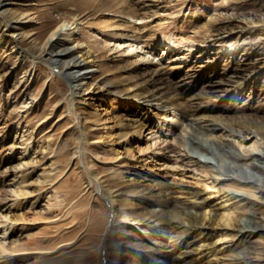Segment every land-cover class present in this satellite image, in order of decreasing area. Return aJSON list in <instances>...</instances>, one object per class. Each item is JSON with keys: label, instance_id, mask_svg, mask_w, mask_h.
Returning <instances> with one entry per match:
<instances>
[{"label": "rangeland", "instance_id": "1", "mask_svg": "<svg viewBox=\"0 0 264 264\" xmlns=\"http://www.w3.org/2000/svg\"><path fill=\"white\" fill-rule=\"evenodd\" d=\"M5 8L11 10L5 16L11 22L26 15L7 32L15 33L29 52L13 51L10 36L0 42V220L18 219L10 223L0 263L138 261L124 246L134 251L162 246L178 253V232L172 239L157 238L132 219L146 208L135 194L151 189L158 175L171 178L146 155L159 152L162 144L175 160H168V167L179 160L208 165L221 170L222 188L233 186L224 180L231 172L228 165L219 166L214 149L225 141L238 148L242 140L249 149L254 139L244 137L250 130L264 137V0H17ZM3 22L0 17V28ZM61 22L69 28L59 36L57 50L74 33L101 62L83 74L80 82L93 84L79 87L74 102L61 75L65 61L54 66L46 58L47 40ZM31 54L40 56L35 64ZM141 55L161 62L172 81L181 84L164 94L180 114L183 108L203 113L226 128L196 131L179 115L165 137L151 140L148 132L132 133L130 126L142 121L140 101L121 94L142 88V69L133 64ZM199 106L215 110L198 112ZM153 141L157 145L147 152ZM257 146L264 150V140ZM195 178L183 183L196 185ZM101 186L125 194L108 199ZM113 210L125 223L108 237ZM241 213L237 229L248 220ZM242 236L231 238L214 264L231 263L230 256L244 245ZM259 237L264 245V234Z\"/></svg>", "mask_w": 264, "mask_h": 264}, {"label": "bare ground", "instance_id": "2", "mask_svg": "<svg viewBox=\"0 0 264 264\" xmlns=\"http://www.w3.org/2000/svg\"><path fill=\"white\" fill-rule=\"evenodd\" d=\"M16 3L17 0H0V17L4 21V26L0 28V42L4 43L6 37H12L15 41L13 51L21 54L29 51L19 45V38L15 36V33H8L7 30L11 26L15 29L22 18H26V15L16 18L12 22L5 17L11 11L5 8V5ZM32 19L33 17H31ZM68 28V23L61 22L53 30L47 40L48 52L46 58L47 63L54 66L65 61L66 65L61 69V75L70 84L73 101L79 87L87 90L89 89L87 84H93L89 81H85L84 84L81 83L80 79L83 74L89 70L94 72L100 68L101 62L93 51L80 44L74 33L68 34L66 42L62 44L65 47L57 50L60 45L58 38ZM72 41L76 42L74 47L66 45ZM31 56L33 57V64L36 63L37 58H40L35 54H31ZM139 57L140 59L133 64L136 68L142 69L139 72L143 81L142 88H137L135 93L131 94L132 90L129 87L125 93L121 94L123 97L131 98L133 96L132 98L140 101L139 108L143 112L140 115L142 121L137 125L130 126L132 133L142 136V134L148 132L151 140L158 139L161 136L165 137L167 136L166 133L171 130V126H176L177 122L180 121L179 115L186 119L187 126L196 131H219L226 128L225 125H222V122L211 119V117L208 118L203 113L197 114L189 111L188 113L185 111L186 108H183L181 112L183 115L180 114L178 109L165 99L164 94L167 89L176 92L181 84L172 81L166 74L161 62L155 61L146 55ZM133 64H130V66ZM71 107L73 106L71 105ZM203 107L206 106H199L198 112H205L209 109L215 110L214 106L213 108ZM153 117L156 119L154 126L151 124ZM156 124L158 125L157 130L154 129ZM82 132L85 134L84 128ZM126 133H129V131L124 132V134ZM84 136L86 138V134ZM141 136L138 137V141L142 139ZM244 139H254L249 144V149H247V145L243 140L239 142V149L229 141L218 143L214 149L220 161L219 166L228 165V170L231 172V174H226L229 177L224 178V180L226 179L233 186L226 188L219 185L221 170L211 169L208 165H192L186 160L181 162L179 160L175 162V165L170 164L169 168L167 165L168 160H173V157L166 153L162 144L159 146L157 142L153 141L149 147L147 146L148 148L146 147L147 149L144 148V151L146 149L148 152L157 145L159 152L151 150V154H147L146 158L150 157L155 162L154 166L162 167L166 175L170 176L171 174V178L160 180L158 175L154 179V183H151L153 186L151 189L135 194L145 200L146 208H144L145 211L142 214H135L132 219L141 224L143 228H147L146 231L144 230L145 232H149L148 234L157 238L172 239L175 235L174 232H178L177 236H179L181 242L178 253L168 252L165 248H161L162 246L146 247L143 251H134L129 246H124L123 251L138 256V261H134L132 264H148V262L151 264H214L220 256L225 255V244L239 234L243 235L240 240L243 239L244 245L239 252L237 251L236 254L230 256L232 262L228 264H239L240 262L244 264H264V245L260 242V237L257 239L259 234H264V200L262 198V195H264V150L257 146V142L264 140V137L263 135L261 137L256 130H250L249 135ZM81 143L83 144V142ZM258 149L260 151L257 152ZM170 151H175L174 147ZM159 157L162 158V161H159ZM149 172V174L152 173L151 169ZM176 176H180L181 179ZM191 177H197L195 178L196 185L183 183L184 178ZM100 189L102 194L105 193L108 196V199L113 193L116 195V199L125 194L124 191H110L102 186ZM241 209L243 211L241 215H247L248 220L242 228L237 229V221L240 220L238 217L239 210ZM118 216L113 210V216L107 226L108 237L114 233L116 234L118 227L125 223ZM121 217L126 218V215L123 214ZM15 220L18 219L13 220L10 215L0 220V248L5 249L8 239L7 233L12 226H10V223L13 224ZM157 224L160 227H157ZM213 237H215V240H213ZM118 245L121 246V244ZM107 262L109 264H122V262L115 260H107Z\"/></svg>", "mask_w": 264, "mask_h": 264}]
</instances>
